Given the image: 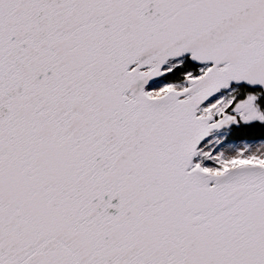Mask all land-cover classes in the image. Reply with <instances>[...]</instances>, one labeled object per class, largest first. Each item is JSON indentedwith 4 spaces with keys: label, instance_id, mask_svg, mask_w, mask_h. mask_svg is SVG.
I'll return each mask as SVG.
<instances>
[{
    "label": "snow or ice",
    "instance_id": "6c2138e0",
    "mask_svg": "<svg viewBox=\"0 0 264 264\" xmlns=\"http://www.w3.org/2000/svg\"><path fill=\"white\" fill-rule=\"evenodd\" d=\"M0 264H264V0H0Z\"/></svg>",
    "mask_w": 264,
    "mask_h": 264
}]
</instances>
